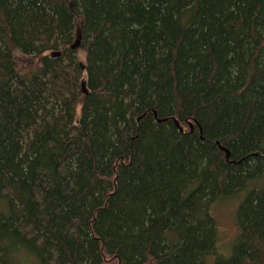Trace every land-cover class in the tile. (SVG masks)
<instances>
[{"label": "trees", "instance_id": "16d2710c", "mask_svg": "<svg viewBox=\"0 0 264 264\" xmlns=\"http://www.w3.org/2000/svg\"><path fill=\"white\" fill-rule=\"evenodd\" d=\"M209 257L264 264V0H0V264Z\"/></svg>", "mask_w": 264, "mask_h": 264}, {"label": "rangeland", "instance_id": "374dc122", "mask_svg": "<svg viewBox=\"0 0 264 264\" xmlns=\"http://www.w3.org/2000/svg\"><path fill=\"white\" fill-rule=\"evenodd\" d=\"M78 59L82 64H86V57L84 53L78 55ZM19 71L23 73H31L38 69V62L36 59L17 57ZM182 127V126H181ZM187 130L184 127L183 130ZM256 187V185H254ZM247 191H244L240 200H219L211 207V216L216 221L219 239L217 242V257L221 255L228 256L231 252V247L236 242L239 235V227L237 224L236 213L246 197ZM233 200V201H232ZM214 259V260H213ZM214 257L207 259V264L215 263Z\"/></svg>", "mask_w": 264, "mask_h": 264}, {"label": "water", "instance_id": "95a60500", "mask_svg": "<svg viewBox=\"0 0 264 264\" xmlns=\"http://www.w3.org/2000/svg\"><path fill=\"white\" fill-rule=\"evenodd\" d=\"M79 46H80V41L77 40V42L74 45H72L71 49L72 50H75V49L79 48ZM60 56H62V52H60V51H58V52H51L50 53V57H53V58H57V57H60ZM166 121L167 120H159V122H166ZM174 121H175V124L180 128V130L183 131V129L181 128V125L179 124V122L177 120H175V119H174ZM190 127H191V130L193 131L194 128H193V125L192 124H190ZM221 150H223L224 152H226L227 159H229L230 158L229 151L227 149H225L224 147H221Z\"/></svg>", "mask_w": 264, "mask_h": 264}]
</instances>
